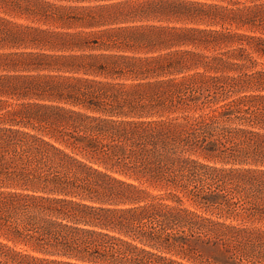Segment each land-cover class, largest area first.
Here are the masks:
<instances>
[{
    "label": "trees",
    "instance_id": "1",
    "mask_svg": "<svg viewBox=\"0 0 264 264\" xmlns=\"http://www.w3.org/2000/svg\"><path fill=\"white\" fill-rule=\"evenodd\" d=\"M0 264H264V0H0Z\"/></svg>",
    "mask_w": 264,
    "mask_h": 264
}]
</instances>
